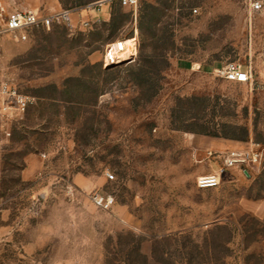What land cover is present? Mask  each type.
<instances>
[{"label":"rangeland","instance_id":"rangeland-1","mask_svg":"<svg viewBox=\"0 0 264 264\" xmlns=\"http://www.w3.org/2000/svg\"><path fill=\"white\" fill-rule=\"evenodd\" d=\"M99 1L0 0L72 17L2 41L33 102L0 131V264H264V0ZM249 146L257 165L197 187L209 152Z\"/></svg>","mask_w":264,"mask_h":264},{"label":"built area","instance_id":"built-area-1","mask_svg":"<svg viewBox=\"0 0 264 264\" xmlns=\"http://www.w3.org/2000/svg\"><path fill=\"white\" fill-rule=\"evenodd\" d=\"M122 7L135 9L138 0H117ZM98 6L104 4V0L97 2ZM259 1L251 3L254 11L262 9ZM195 13L196 10L193 9ZM54 24H64L72 26L71 11L59 10L49 13L37 11H14L5 16H0V72L2 69V41L4 37H11L16 40H23L27 37V32L33 28L49 29ZM87 25V21L82 22ZM216 72L227 81L247 82L250 79V72L244 69L239 63L229 62ZM33 102V98L20 92L13 82L6 77L0 78V131H2L10 120L20 117L25 113L28 106ZM209 156L215 155L220 164L210 173L200 175L196 178V185L199 188H211L220 184L224 173L232 168H250L257 165L261 159V153L256 146H249L241 150H233L227 153L209 152ZM109 178L112 174L107 173ZM91 200L101 209H108L113 204V198L94 193Z\"/></svg>","mask_w":264,"mask_h":264},{"label":"bare ground","instance_id":"bare-ground-1","mask_svg":"<svg viewBox=\"0 0 264 264\" xmlns=\"http://www.w3.org/2000/svg\"><path fill=\"white\" fill-rule=\"evenodd\" d=\"M122 50H123V42L118 43L113 48H109L108 49V53H109V55H110L112 60H119L121 58V56H122Z\"/></svg>","mask_w":264,"mask_h":264},{"label":"crops","instance_id":"crops-1","mask_svg":"<svg viewBox=\"0 0 264 264\" xmlns=\"http://www.w3.org/2000/svg\"><path fill=\"white\" fill-rule=\"evenodd\" d=\"M39 6L40 4H23L22 8H28V9H33L32 11H37L39 9ZM20 6H16L14 8H11L13 9L14 11H18L17 9L19 8Z\"/></svg>","mask_w":264,"mask_h":264}]
</instances>
